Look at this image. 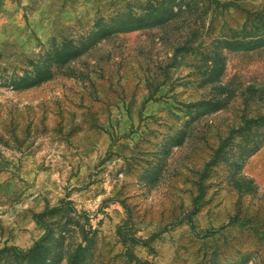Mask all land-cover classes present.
<instances>
[{
	"label": "rangeland",
	"instance_id": "rangeland-1",
	"mask_svg": "<svg viewBox=\"0 0 264 264\" xmlns=\"http://www.w3.org/2000/svg\"><path fill=\"white\" fill-rule=\"evenodd\" d=\"M45 235L30 264H264V0H0V264Z\"/></svg>",
	"mask_w": 264,
	"mask_h": 264
},
{
	"label": "trees",
	"instance_id": "trees-1",
	"mask_svg": "<svg viewBox=\"0 0 264 264\" xmlns=\"http://www.w3.org/2000/svg\"><path fill=\"white\" fill-rule=\"evenodd\" d=\"M163 12H164V9H162L161 7L156 9V13L159 14V15L164 14ZM46 238H47V235H45L41 240L36 241L34 246L31 249H29V250H26L24 252H18L17 251L14 254V256L17 259V264H30V261L33 260V256H32L33 249H35V247H37V246H41L42 241L44 239H46ZM44 260H47V258L44 257L43 260H41V262L44 261ZM68 263L69 264H75L73 261H70Z\"/></svg>",
	"mask_w": 264,
	"mask_h": 264
}]
</instances>
